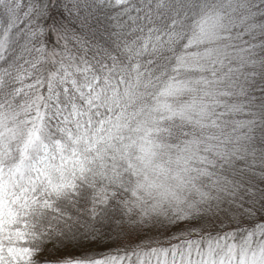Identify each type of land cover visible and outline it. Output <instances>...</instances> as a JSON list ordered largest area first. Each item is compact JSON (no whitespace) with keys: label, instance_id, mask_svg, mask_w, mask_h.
<instances>
[{"label":"snow or ice","instance_id":"1","mask_svg":"<svg viewBox=\"0 0 264 264\" xmlns=\"http://www.w3.org/2000/svg\"><path fill=\"white\" fill-rule=\"evenodd\" d=\"M0 264H264V0H0Z\"/></svg>","mask_w":264,"mask_h":264}]
</instances>
